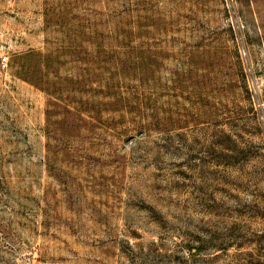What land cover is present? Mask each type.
I'll list each match as a JSON object with an SVG mask.
<instances>
[{
    "label": "rangeland",
    "instance_id": "1",
    "mask_svg": "<svg viewBox=\"0 0 264 264\" xmlns=\"http://www.w3.org/2000/svg\"><path fill=\"white\" fill-rule=\"evenodd\" d=\"M0 264H264V0H0Z\"/></svg>",
    "mask_w": 264,
    "mask_h": 264
}]
</instances>
